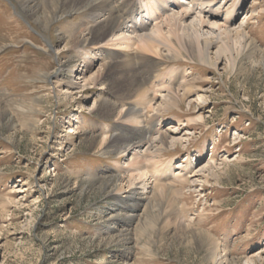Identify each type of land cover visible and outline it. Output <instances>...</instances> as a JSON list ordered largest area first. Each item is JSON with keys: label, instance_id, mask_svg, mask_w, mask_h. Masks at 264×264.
Wrapping results in <instances>:
<instances>
[{"label": "rangeland", "instance_id": "1", "mask_svg": "<svg viewBox=\"0 0 264 264\" xmlns=\"http://www.w3.org/2000/svg\"><path fill=\"white\" fill-rule=\"evenodd\" d=\"M28 1L37 0H0V264H264V0H243L242 13L229 24L243 21L250 47L242 54L232 45L214 67L212 60L140 53L129 69L98 51L85 74L107 63L114 86L75 85V99L58 93L54 73L59 62L82 67L80 56L94 48H72L67 35L60 36L92 19L105 20L107 6L58 13L43 27L21 6ZM108 1L126 17L143 0ZM233 1L220 0L226 6ZM221 44L212 47V59ZM148 56L161 64L153 66ZM171 67L172 77H184L193 91L154 120L143 119L142 127L151 139L158 125L180 122L183 142L161 150L154 143L147 153L159 167L170 160L188 165L192 170L182 168L183 176L208 164L212 169L203 168L189 183L164 181L162 196H150L132 212L121 203L125 189L111 191L106 183L124 174V149L136 127L127 125L126 116L117 119L114 111L106 115L83 104H135V96L124 97L129 85L119 82L150 72L154 76L143 86L153 98V79ZM65 74L61 80L79 81ZM70 126L78 128L69 132ZM105 134L110 138L102 147L92 143ZM140 158L150 169L152 159ZM164 215L200 233L183 232Z\"/></svg>", "mask_w": 264, "mask_h": 264}, {"label": "bare ground", "instance_id": "2", "mask_svg": "<svg viewBox=\"0 0 264 264\" xmlns=\"http://www.w3.org/2000/svg\"><path fill=\"white\" fill-rule=\"evenodd\" d=\"M242 1L243 0L233 1L231 6H226V3L223 4L220 0H143L142 5H138L140 10L139 13L134 17H130L132 12L126 17L117 15L112 11V5H109L110 1L108 0H37L35 3H30V1L25 2L21 4V6H23V8L28 11L29 15L34 17L43 27H46L52 22L56 15H59L58 13L64 14L73 10L77 11L83 6H86L90 10H105L104 6H107L109 13L108 16L104 18L105 20L102 19L103 17L101 18L102 22L100 18L92 19L90 24L88 23L85 27L80 23L84 29H82L83 27L80 28V25H76L73 26L71 31L67 30L68 34L64 31L60 36L64 38L65 35H67V42L72 48H78L85 44L92 45L94 48V50L91 49L90 53L86 50L84 56H80L81 58L79 57L81 59L79 64L82 63V67H78L76 66L78 63H74L72 66H63L62 68V64L59 62L58 69L54 73V84L58 87V93H68L71 99H75L72 88L75 85L83 88H85L88 83L92 85L95 84L96 86L98 84H108L110 87L114 86L115 82L111 81L106 70L107 63L101 62L100 66H98L95 71L89 75L85 74L86 70L94 65L92 62L93 60L90 62V58L95 59V53L98 51L103 54L106 52V55L115 58L111 61L116 63V65H123L124 68L127 66L129 69H134L133 59L135 55L140 53H151L150 55H154V57L158 58H166L168 54H171L174 55V57L182 56L196 58L201 61L207 60V62L208 60L209 62L212 60L213 63L211 64L214 67H217L220 62V53L227 52L232 45L242 54L250 47L247 34L242 28L243 21L239 22L238 25L229 26L232 20L238 14L242 13ZM127 3L128 2H126V4ZM211 4H213V6H210ZM132 18L134 20H132ZM159 18L161 21L158 23L155 22V20ZM152 20L154 21L153 24ZM223 38L230 39L229 43L224 42L222 40ZM221 40L222 42H220ZM218 43L222 44L220 47L217 46V53H213L215 56L212 59L210 51L212 47ZM154 57H149V59H151L150 61L153 63V66H159L161 62L157 63ZM175 69L172 67L168 68L167 72L155 76L153 79L154 81H152L150 85V88L153 89V98L149 93V89L143 86L145 81H149V79L154 76V74L152 75L150 72L149 74L147 73V77H142L143 74H141L140 77L138 76L139 78L132 75V78H123L124 81L119 82L120 86L121 84L129 85V91H126L124 97L133 98V96H135V104L128 105L125 102L122 103L123 101L107 103L104 100L97 101L98 99L93 100L92 105L88 103L83 104L86 109L95 105L96 108L104 111L106 115H112L114 111L117 119L122 120V117L126 116L128 122H125L128 123L127 125L133 126L134 128L136 127L132 139L124 149V153L127 152L129 156L123 167L124 174L118 179L110 180L106 183V185L110 186L111 191L114 190L121 193V191L125 189L122 191L121 203L131 207L130 210L132 212L138 211L140 205H144V202L147 201L150 196L154 194L161 195V193L164 192L163 190H165L164 187L167 186L164 185V181L170 180L174 184L189 183L192 181V177L199 174L204 168L203 166L202 169L195 170L193 175L183 176L184 174H181L182 168L186 169V173L192 170L187 167L188 165H185V167H182L183 165L181 166V164L175 166L173 160H170L162 167L160 166V168L157 159H155V155L147 153V151L150 150L149 147L154 143H158L157 145L161 150L169 146H174L177 143L181 145L183 142L182 137L177 134L178 129L181 130L180 122L169 125L167 129H162L161 125H158V130L155 129L158 131L157 134H155L156 137H152L151 139L144 134L145 128L142 127L144 124L143 119H148V121L154 120L156 113L160 114L161 111L170 108L171 105H176L180 100H185L190 95V91H193V85H187L186 83L188 82H186L184 77L180 82H178L177 78L172 77ZM64 73H66V76L71 75L73 76L72 78H76L79 81L75 82L74 79L61 80ZM118 79L120 78L118 77ZM163 91L164 93H162ZM157 95H159V98ZM155 96L157 98H155ZM197 96L202 100L205 99L203 95L199 94ZM75 117L77 116L75 115ZM199 118H201V116L197 117V119ZM105 127L108 129V126ZM77 128V126H70L68 130L69 132H73ZM107 129L105 130L108 132ZM109 136L105 134L100 140L92 139V143L98 147H102L107 143L110 138ZM142 146L144 147L143 149H141ZM152 154H155V152ZM147 155L153 160L150 161V169H147L146 165L139 161L140 156L141 158H146ZM188 160L187 162L191 166V161L190 159ZM210 166L208 164L204 169L211 171L212 168ZM176 169H179L180 172L176 171ZM170 184L171 183H169V185ZM176 215L177 214H175V216ZM165 217L166 223L174 224L183 232L189 230V227L184 224L183 221H180L179 217L178 219ZM189 231L190 233L197 234V236L200 233L195 230ZM217 253L218 250L216 247L211 248L210 257L213 261L215 258H218L216 257L218 255ZM253 261L254 256L247 260L248 263Z\"/></svg>", "mask_w": 264, "mask_h": 264}]
</instances>
